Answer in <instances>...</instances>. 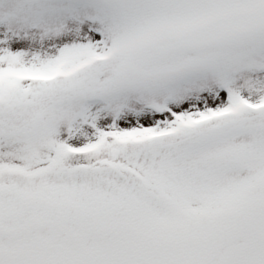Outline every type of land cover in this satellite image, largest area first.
I'll list each match as a JSON object with an SVG mask.
<instances>
[{
  "label": "snow or ice",
  "instance_id": "snow-or-ice-1",
  "mask_svg": "<svg viewBox=\"0 0 264 264\" xmlns=\"http://www.w3.org/2000/svg\"><path fill=\"white\" fill-rule=\"evenodd\" d=\"M0 264H264V0H0Z\"/></svg>",
  "mask_w": 264,
  "mask_h": 264
}]
</instances>
